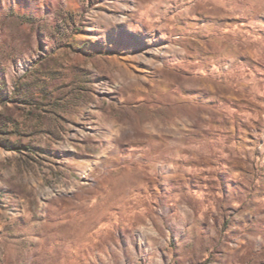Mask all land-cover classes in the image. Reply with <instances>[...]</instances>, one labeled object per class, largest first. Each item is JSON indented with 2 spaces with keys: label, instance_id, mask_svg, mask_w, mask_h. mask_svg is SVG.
<instances>
[{
  "label": "rangeland",
  "instance_id": "1",
  "mask_svg": "<svg viewBox=\"0 0 264 264\" xmlns=\"http://www.w3.org/2000/svg\"><path fill=\"white\" fill-rule=\"evenodd\" d=\"M0 264H264V0H0Z\"/></svg>",
  "mask_w": 264,
  "mask_h": 264
}]
</instances>
